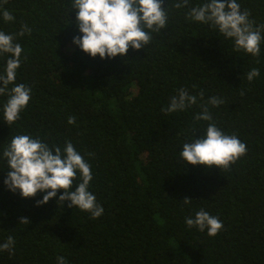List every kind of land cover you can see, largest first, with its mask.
<instances>
[{
	"label": "trees",
	"instance_id": "trees-1",
	"mask_svg": "<svg viewBox=\"0 0 264 264\" xmlns=\"http://www.w3.org/2000/svg\"><path fill=\"white\" fill-rule=\"evenodd\" d=\"M177 2L163 0L167 26L144 49L101 60L73 44L82 34L71 0H0L14 16L5 22L0 12V31L23 49L15 83L31 89L11 125L3 113L8 96H0V244L15 241L12 254L0 251V264H57V257L67 264H264V40L257 57L236 51L211 25L186 19L206 0L181 9ZM237 2L254 27L264 25V0ZM24 25L30 33L17 35ZM8 58L0 55V74ZM253 68L260 75L249 82ZM180 89L197 104L164 112ZM212 97L223 100L207 105L213 122L247 146L228 170L180 156L184 143L206 136L209 122L195 116ZM25 134L62 152L73 144L91 165L99 218L57 202L62 192L37 207L43 194L24 199L6 188L3 151ZM79 182L78 173L73 190ZM201 209L223 223L215 237L186 225ZM22 217L30 223L19 224Z\"/></svg>",
	"mask_w": 264,
	"mask_h": 264
},
{
	"label": "clouds",
	"instance_id": "clouds-1",
	"mask_svg": "<svg viewBox=\"0 0 264 264\" xmlns=\"http://www.w3.org/2000/svg\"><path fill=\"white\" fill-rule=\"evenodd\" d=\"M8 0H3L6 4ZM181 9L189 6V0H181L174 5ZM70 7L76 11V27L82 34L73 38V44L92 58L113 59L124 57L129 49L139 51L152 40V32L159 33L166 28L168 11L163 6V0H71ZM5 22L14 20V16L0 7ZM248 10L241 11L237 0H206L202 5L192 6L186 19L201 24H209L217 29L225 38L234 40L236 51L243 50L253 57L260 54L262 32L264 25L254 27L249 19ZM27 25L17 34L23 36L30 33ZM16 37L0 31V55H7L4 73L0 74V96L7 95L3 106L4 120L11 125L20 118V113L31 99V89L24 84H16L17 70L21 66L22 47L15 42ZM260 72L253 68L247 73V80L252 82ZM9 85H14L9 88ZM203 100L204 93H199ZM223 103L216 97L201 104V113L196 120L208 121L206 136L184 143L180 156L188 165L203 166L228 170L241 157L246 155L247 146L236 135H227L213 122L208 104L219 107ZM197 104V96L190 95L186 89H180L173 96L169 105L163 109L166 113L184 111ZM75 117H69L68 123L73 124ZM3 157L7 161L9 171L4 180L6 188L20 193L24 199L34 198L37 193L43 194V199L36 206H43L59 195L57 202H69V208H78L89 212L93 219L99 218L104 209L96 202V197L89 191L93 179L91 165L69 141L63 148H54L30 135H16L4 149ZM79 173L80 182L73 190L74 181ZM184 204L192 200L185 198ZM22 217L19 224H29ZM189 228L197 227L210 237H215L223 228V223L203 209L196 212L195 217L185 220ZM14 239L8 237L0 244V251L12 254ZM57 264H67L63 257H57Z\"/></svg>",
	"mask_w": 264,
	"mask_h": 264
}]
</instances>
